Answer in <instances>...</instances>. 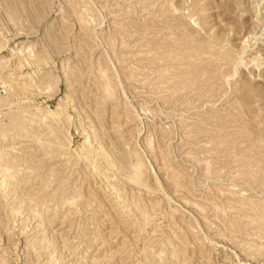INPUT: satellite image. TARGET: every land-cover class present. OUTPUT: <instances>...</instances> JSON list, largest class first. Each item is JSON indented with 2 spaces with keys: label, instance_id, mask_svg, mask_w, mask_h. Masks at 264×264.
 Here are the masks:
<instances>
[{
  "label": "rangeland",
  "instance_id": "1",
  "mask_svg": "<svg viewBox=\"0 0 264 264\" xmlns=\"http://www.w3.org/2000/svg\"><path fill=\"white\" fill-rule=\"evenodd\" d=\"M0 264H264V0H0Z\"/></svg>",
  "mask_w": 264,
  "mask_h": 264
},
{
  "label": "built area",
  "instance_id": "2",
  "mask_svg": "<svg viewBox=\"0 0 264 264\" xmlns=\"http://www.w3.org/2000/svg\"><path fill=\"white\" fill-rule=\"evenodd\" d=\"M6 91H7L6 87L0 84V121H1L2 116H3L2 111H1V107H2L1 104L3 102Z\"/></svg>",
  "mask_w": 264,
  "mask_h": 264
}]
</instances>
